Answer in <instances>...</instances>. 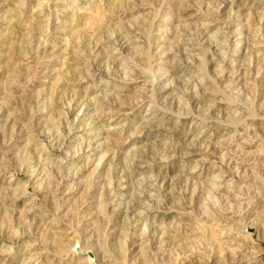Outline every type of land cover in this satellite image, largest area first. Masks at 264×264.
<instances>
[{
	"label": "rangeland",
	"instance_id": "obj_1",
	"mask_svg": "<svg viewBox=\"0 0 264 264\" xmlns=\"http://www.w3.org/2000/svg\"><path fill=\"white\" fill-rule=\"evenodd\" d=\"M0 264H264V0H0Z\"/></svg>",
	"mask_w": 264,
	"mask_h": 264
},
{
	"label": "bare ground",
	"instance_id": "obj_2",
	"mask_svg": "<svg viewBox=\"0 0 264 264\" xmlns=\"http://www.w3.org/2000/svg\"><path fill=\"white\" fill-rule=\"evenodd\" d=\"M216 40V39H215ZM209 48V47H208ZM121 64V63H120ZM121 66V65H120ZM123 68V67H122ZM114 158V157H113ZM135 198V197H134Z\"/></svg>",
	"mask_w": 264,
	"mask_h": 264
}]
</instances>
